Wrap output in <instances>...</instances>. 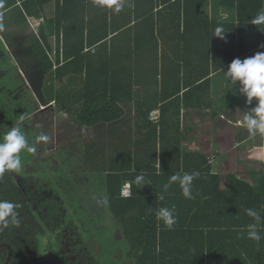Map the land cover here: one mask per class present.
Wrapping results in <instances>:
<instances>
[{
    "label": "trees",
    "instance_id": "trees-1",
    "mask_svg": "<svg viewBox=\"0 0 264 264\" xmlns=\"http://www.w3.org/2000/svg\"><path fill=\"white\" fill-rule=\"evenodd\" d=\"M211 2L213 12L208 16L204 9ZM52 4L54 15L49 18L46 10ZM262 7L264 0H127L125 8L114 13L95 6L94 0H4L0 25L4 23L10 30H2V26L0 31L32 89L47 105L54 102L68 115L77 137L111 141V151L88 142L76 150L85 163L79 174L82 170L88 173V187L92 188L90 207L104 202L106 212L121 226L123 264H264V222L259 241L248 239L246 231L240 235L253 222L245 209L264 208L263 157L252 165L259 170L249 173L260 187L245 185L236 198L243 202L229 205L228 195L223 197L225 192L215 190L221 177L212 173L209 160L182 146L197 131L186 130L187 137H183L181 126L183 109L201 111L205 106L213 72L228 68L236 58L264 52L263 44L252 53L248 47L253 39L251 20ZM221 9L229 13V20L219 14ZM41 17L43 23L33 28L30 21ZM217 26H223V38L214 36ZM51 38L56 39L54 59L50 57ZM5 45L0 39V49ZM243 96L239 91L237 97ZM155 110H159L157 123L150 120ZM185 172L200 173L193 181L200 191H192V199L182 195L178 184L162 192L161 186L172 174ZM140 173L150 181L143 188L132 183ZM9 179L0 177V200L27 210L24 197L11 189L13 180ZM228 182L245 183L232 174ZM127 184L132 188L131 198L122 196ZM161 194L163 200L158 199ZM205 194L206 209L201 198ZM46 204L50 231L62 233L63 218L69 216L59 211L60 203L43 202L41 207ZM211 205L216 211L208 215ZM71 206H79V202ZM162 206L175 207L177 222L172 230L156 220L154 210ZM201 211L205 214L198 221ZM213 215L217 226L208 231L203 223ZM56 217L63 223L54 229ZM18 221V226L9 223L2 229L0 225V231L12 240V264L24 263L22 249L39 246L37 238L29 237L23 240L25 246L13 243L11 235L24 219ZM210 235L218 236L215 243L207 238ZM189 241L197 243L184 247Z\"/></svg>",
    "mask_w": 264,
    "mask_h": 264
},
{
    "label": "rangeland",
    "instance_id": "rangeland-1",
    "mask_svg": "<svg viewBox=\"0 0 264 264\" xmlns=\"http://www.w3.org/2000/svg\"><path fill=\"white\" fill-rule=\"evenodd\" d=\"M212 7H213V3L211 2L210 5L206 9H204V13L207 14L208 16H211L213 12ZM52 9H53V4L51 8H48V10H46L47 16L50 15L49 13L50 11H52ZM223 17L225 19H228L227 15ZM0 18H2L3 20V14L0 15ZM2 26H3L2 30L3 28H5L7 31L10 30L7 27V25H5L4 23L2 24ZM31 26L34 28L32 24ZM251 28L255 30L258 27L254 25ZM34 32L36 33L35 30ZM1 34L2 33L0 31V38L2 37ZM10 35L8 36L9 38L11 37ZM250 35H252L253 39H250L251 44L248 45V47H251L253 45L256 46V43L261 38H262V41L264 39V31H262V36L259 32L258 33L253 32L252 34L250 33ZM55 45H56V39L51 38L52 51L50 52V57L52 59L55 58V50H56L54 47ZM5 47L7 46L5 45ZM251 52H254V50H252ZM245 58H248V57H245ZM10 61H12V63L9 65L10 67L9 70H11V72L14 73L15 77L12 78V76H10L9 79L7 80L5 79L4 85L0 86V96L15 97V93L10 94V91L12 92L13 90H16L17 86L19 84L21 85V81L20 83L17 82V80L21 76L19 75L17 70L14 69L13 58H10ZM2 78L3 77H1V79ZM59 87L60 85L58 84V88ZM228 87L230 89L231 85L229 84ZM54 88L56 89V87ZM205 95L206 94L204 93L203 96ZM212 97H216V95L214 94ZM14 100L18 102L20 99L14 98ZM226 100L228 99H223V101H226ZM213 103H215V101H213ZM54 105L55 103L53 102L49 104L48 106L53 107ZM20 106L21 104L20 105L9 104L7 99L0 98V130L3 128L4 124L5 125H10V123L16 124L18 120L16 116L19 117L23 114L24 116H26L30 112L35 110V108L33 107L35 106V97L33 93L26 91L25 103H23L22 107ZM20 108H22L21 114H20ZM244 108L246 109V105L242 107L243 112L246 111L244 110ZM4 111H6V113ZM197 115H198L197 117L199 118V114ZM192 119H195V122H196V117L194 118L192 117ZM31 120L32 121L34 120L35 124L38 122L40 123L41 120H44L43 114H37L33 116ZM193 121L194 120H192V124H193ZM53 122H54L53 128L51 126V119L48 118L47 123L45 124L46 126L45 134L49 136V140L47 141L49 147L47 151L48 152H51V151L58 152V150L60 151L62 148L66 146L70 148L75 146V149L63 150L61 151V153L58 152V154H60L59 158H55L54 155H49V161L44 163L45 170L43 168L42 170L45 173H50L51 176L53 175L57 176L56 179H58V183L55 181V184L60 188L58 191L60 192V194L53 195L51 194V192H49V193H46L44 196L45 198L61 201L62 208L59 211H61L63 214L67 213V216H69L68 218L66 217L63 219H66L67 222L73 220V223L75 225V229H74L75 231L73 232V234L78 235V232H79L80 235H83V240L86 242V246L90 252L91 257L96 260V264H117L116 261L118 259H121V257L124 256L123 245H122L123 231L118 221L111 214L107 212H105V214L104 212L98 214L96 210L97 208L90 207V205L92 204L91 192H90L92 188L88 187V183H89L87 182L88 173L82 170V172L79 174L80 167L84 165L85 163H84V160H81L79 158L80 152L76 150V147H78V149L80 150V147H82V144L88 142L87 144H94V145L97 144L96 146L98 147L101 145H105L106 148L109 151H111V149L113 148L111 146V141L107 140L106 142L99 143L100 140L95 139L96 136L91 137V138L77 137L76 135L77 129H75V127L69 123L68 115L66 114L63 115V113L62 114L60 113L59 119H55ZM182 129L183 131H185V126L183 122H182ZM4 132H7V131H4ZM53 132H54V137L52 139L51 136L53 135ZM56 135H58L57 138H56ZM192 136H196V135L192 134ZM182 146L186 148V145H182ZM22 155L26 156L27 153L26 152L22 153L21 156ZM22 162L24 165L25 163H30V160L28 157H22ZM61 165H64V166L61 167ZM37 166L38 165H35L34 168ZM34 168L32 167L31 169L35 170ZM28 174L34 176L32 172H29ZM83 180H86V181H83ZM90 181H93V180L90 179ZM46 186L48 190L52 189L54 193H57L56 187L51 188L50 183ZM72 201L75 204L79 202V206H71ZM103 208H105V205L101 208V210ZM54 243H55L54 239L48 238V237L43 239L41 242L42 245H45V244L54 245ZM107 248H108L109 254H105V253H108V251L103 253ZM110 253H111V256H110Z\"/></svg>",
    "mask_w": 264,
    "mask_h": 264
},
{
    "label": "flooded vegetation",
    "instance_id": "flooded-vegetation-1",
    "mask_svg": "<svg viewBox=\"0 0 264 264\" xmlns=\"http://www.w3.org/2000/svg\"><path fill=\"white\" fill-rule=\"evenodd\" d=\"M1 35L2 37L0 39L5 42L7 47H4L5 50L0 49V86L4 85L5 79H9L10 76H12V78L15 77L14 73L9 70V65L12 63V61H10V58H13L14 69H16L21 76L19 78L20 80H17L18 83H20L21 81V85L19 84L16 90H13L12 92L10 91V94L15 93V97L0 96V98L7 99L9 104H21L20 107H22L23 103H25L26 91L33 93L35 97V106L33 107L35 108V110L30 112L26 116H24V114L19 117L16 116V118L18 119L16 124H21L29 140L34 141L36 136L40 135L41 133L45 134V124L47 123L48 118L51 119L52 128L54 127L53 121L55 119L51 110L53 107H49V104L47 105L45 102H43V99H41V97L32 89L28 75L21 69L15 57L13 56V49L11 45H9L5 41L3 34ZM1 77L3 78L1 79ZM14 98L20 100L17 102L14 100ZM4 112L6 113V111ZM21 112L22 108H20V114ZM37 114H43L44 120H41L40 123L38 122L35 124L34 120L32 121L31 119ZM21 117H23V120H21ZM14 125L15 124L11 123L10 125L4 124L3 128L0 130V134H3L4 131H8L9 128ZM53 137L54 132L51 138L53 139ZM48 147V142H39L37 144L36 154L27 153L26 156L22 155V157H28L30 163H25L20 172H5L3 174H0L1 180L4 178H10L11 180H13L15 184H13V182L9 179L11 183V189L14 192H20L22 194L28 207L27 210H23V208L20 207L16 209V212L18 213L17 219H24V221L22 223V227L20 229L15 228L14 233H12L11 236L13 237V243H18L21 246H25L26 242L23 240L25 238L27 239V237L37 238L39 242V246H37L35 250L25 251V249H22V253H25V256L21 254V257L24 258L23 260H21L22 262H24L23 264H96V260L91 257L90 252L86 246V242L83 240V235H80L79 232L78 235L73 234V232L75 231L73 220L63 223V219H59L57 217L54 219V222L52 223V227H54V229H57V227H59L61 223L64 224H61L62 233L61 231H50V228L48 227L47 218L49 208L47 204L42 207L41 205L43 202L48 201H56L61 204V201L45 198L44 195L49 192H51V194L53 195L60 194V192H58L60 188L55 184V181L58 183V179H56L57 176H51L50 173H45L42 168L44 169V163L49 161V155H54L55 158H59L60 154H58V152L61 153V151L64 150L62 148L60 151L58 150V152H48ZM35 165L38 166L34 168ZM63 166L64 165H61V167ZM32 167L35 170H32ZM29 172H32L34 176L29 175ZM49 183L51 188L56 187L57 193H54L52 189H47L46 185H48ZM103 204L104 202L99 205L97 204L96 210L98 214L102 212H104L105 214V208L101 210ZM61 208L62 204L59 207V210ZM63 215H67V213ZM1 228L3 229L4 226L2 225ZM20 230L24 232H21ZM47 237L54 239V245L41 244L42 240ZM15 238L17 240H15ZM9 239L10 237L8 234H3V232L0 231V258L3 261L2 264H12L13 260L15 259V251L12 245L9 244L12 242V240L9 241ZM37 240L35 239V241ZM41 246H43V248ZM8 247L11 248V251L8 249ZM107 251L108 248L103 253ZM5 254L7 255L6 259ZM118 261L122 262L123 264V257H121V259H118Z\"/></svg>",
    "mask_w": 264,
    "mask_h": 264
},
{
    "label": "crops",
    "instance_id": "crops-1",
    "mask_svg": "<svg viewBox=\"0 0 264 264\" xmlns=\"http://www.w3.org/2000/svg\"><path fill=\"white\" fill-rule=\"evenodd\" d=\"M49 14L50 15L48 17L53 18V9ZM219 14L223 16L227 15V17L229 16V13L224 11V9H221L219 11ZM250 30L251 34L253 32H259L262 36V30H260L259 28L255 30L250 28ZM250 36L252 38V35ZM260 44H263L264 46V41H262V38L256 43V46L253 45L249 47V52L255 50ZM171 68L172 65L170 63L169 70H171ZM227 69L228 68L213 72L211 74L210 93L208 95L209 97L205 99V106H203L201 111L192 108H185L182 110V122L185 126L183 137L186 136V130L190 131L194 128L197 131L195 137L188 136L190 139L187 142L186 140H183V145H186L188 152L202 154L209 160V163L212 166V173L221 177L219 188L214 185L216 187L215 190H218V192L221 194L222 192H225L226 194L223 197H226L228 195L230 199L229 205L238 206V204L240 202L242 203L243 201L237 200L236 198L240 194L238 192L242 191V188L245 185H249V187L251 186L255 189L257 187H260L259 184L251 180V176L249 175V173H251L250 169H252V165L254 162H262L258 158L263 157L264 162V146L262 143L264 142V137H261L259 135H257L256 137H250L246 128L243 126L242 121L245 112L256 106L255 98L253 100V103L251 105H248L246 102V96H243L242 98L237 97L241 86L239 84L232 85L231 82L226 78L224 71H227ZM229 84L231 85L230 89L228 87ZM214 94L216 95V97H212ZM223 99L228 100L223 101ZM213 101H215V103H213ZM239 102H242V104L239 105ZM230 104L231 106H229ZM244 105H246V109L244 108V110H246L245 112L242 111V107ZM51 110L54 119H59V114H62V111L57 108L56 104ZM156 111L159 112V110H155L154 112ZM197 114H199V118L197 117ZM192 117H196V122L195 119H192ZM192 120H194L193 124ZM99 140H101V142H106L110 139L100 138ZM246 164H248V168L246 167ZM255 170H259V168L254 167L252 169V171ZM231 174L237 176L239 180H244V185L236 183L230 185L228 182V178ZM192 191L200 190L196 187V185H193ZM221 194H219L218 196H221ZM201 198L202 201H205L202 203L204 204L203 208L206 209L208 194L201 195ZM104 205L105 204H103V206ZM213 210L214 208L211 205V207L206 210V213L208 215H212ZM204 214L205 211L200 212L201 216L198 214V221L203 219L202 216H204ZM206 216L207 215H205V217ZM215 217V215L209 216V219L207 221H204L203 224L207 225L208 231L212 228L214 229L215 226H217V220ZM231 220L232 219L228 220V223H231ZM208 231H206V233ZM207 238L210 239V241H213L212 243H215L218 239V236L210 235ZM193 242L195 244L197 243V241H189V243H187V245L185 244L184 247L188 246L189 248L193 244Z\"/></svg>",
    "mask_w": 264,
    "mask_h": 264
},
{
    "label": "clouds",
    "instance_id": "clouds-1",
    "mask_svg": "<svg viewBox=\"0 0 264 264\" xmlns=\"http://www.w3.org/2000/svg\"><path fill=\"white\" fill-rule=\"evenodd\" d=\"M126 2L127 0H94L95 6L108 8L114 13H120L125 8ZM3 6L4 0H0V8ZM127 6L131 7L130 4ZM42 23V17L38 20L33 18L30 21V24L35 27H38ZM251 23L264 31V7L252 18ZM224 33L223 26H217L214 36L223 38ZM224 72L232 85L239 84L241 86L240 93L246 96L248 105L253 103L254 98L257 100L256 106L245 112L242 123L250 137H256L257 135L264 137V52H257L254 56L243 60L236 58L231 62L227 71ZM21 120H23V117H21ZM48 140L49 136L41 133L35 137L34 141H30L22 125L19 123L10 127L7 132L0 134V174L5 172H20L24 167L21 154L25 152L36 154L37 144L39 142H47ZM199 175V172L172 174L168 181L161 186L162 192L166 193L173 184H178L182 190V195L187 199H192L193 181ZM132 183L136 184L137 187L143 188L145 185L150 184V181L146 180L143 173H140ZM125 187H128V185H125ZM158 199L163 200V194L159 195ZM17 208H19L18 204L0 200V225L7 227L11 223L18 226ZM148 211L151 214L153 209L149 208ZM261 211H264V208ZM261 211L251 208L245 209L246 215L251 217L253 222L247 224L246 229L242 230L240 235L243 236L246 231L248 239L255 241L261 239L259 229L262 222H264V216L261 215ZM154 214L156 220L163 222V225L168 230H172L177 222L174 206L159 207L154 210Z\"/></svg>",
    "mask_w": 264,
    "mask_h": 264
},
{
    "label": "built area",
    "instance_id": "built-area-1",
    "mask_svg": "<svg viewBox=\"0 0 264 264\" xmlns=\"http://www.w3.org/2000/svg\"><path fill=\"white\" fill-rule=\"evenodd\" d=\"M151 120L154 121L155 123H157L159 121V112L156 111V112H153L151 114ZM157 119V120H156ZM128 187H124L123 190H122V193H124L122 196L125 197V198H131L132 197V188L129 184H127Z\"/></svg>",
    "mask_w": 264,
    "mask_h": 264
},
{
    "label": "water",
    "instance_id": "water-1",
    "mask_svg": "<svg viewBox=\"0 0 264 264\" xmlns=\"http://www.w3.org/2000/svg\"><path fill=\"white\" fill-rule=\"evenodd\" d=\"M8 249L11 251V248L10 247H8Z\"/></svg>",
    "mask_w": 264,
    "mask_h": 264
}]
</instances>
